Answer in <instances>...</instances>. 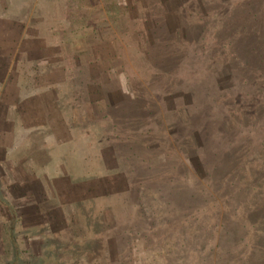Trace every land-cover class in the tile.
Returning <instances> with one entry per match:
<instances>
[{
	"label": "rangeland",
	"instance_id": "1",
	"mask_svg": "<svg viewBox=\"0 0 264 264\" xmlns=\"http://www.w3.org/2000/svg\"><path fill=\"white\" fill-rule=\"evenodd\" d=\"M16 59L41 87L70 64L96 103L60 101L69 143L16 134L31 173L1 167L0 264H240L257 245L229 225L264 186V0H0L1 74Z\"/></svg>",
	"mask_w": 264,
	"mask_h": 264
},
{
	"label": "crops",
	"instance_id": "2",
	"mask_svg": "<svg viewBox=\"0 0 264 264\" xmlns=\"http://www.w3.org/2000/svg\"><path fill=\"white\" fill-rule=\"evenodd\" d=\"M70 67L69 64L62 73V81H49L42 87L35 83L34 77L27 76L25 70L45 68L37 66L35 62L16 59L6 73L1 74L0 72V178L3 179L4 177L1 167H14L13 172L16 171V167H22V165L26 166L27 164L26 167H31L27 163L29 159L24 158L22 155L19 158L21 149L16 150L13 145L16 134L29 130L36 132L38 131V125H45L47 122L56 143L70 142L72 132L65 118L62 116L64 120L62 124L59 123L57 118L60 113V101L64 97V93L70 90L68 88L71 81L70 75L72 74ZM48 69L52 73V69ZM46 108L47 111L42 110ZM40 109L42 112H37ZM58 134L61 136L60 141L57 139ZM22 170L25 171L23 167ZM24 173H31V170L26 169ZM7 178L11 182H15L13 185L21 186V183H17L14 177L7 176ZM0 187L4 188L1 184Z\"/></svg>",
	"mask_w": 264,
	"mask_h": 264
},
{
	"label": "trees",
	"instance_id": "3",
	"mask_svg": "<svg viewBox=\"0 0 264 264\" xmlns=\"http://www.w3.org/2000/svg\"><path fill=\"white\" fill-rule=\"evenodd\" d=\"M259 61H260L259 64L261 65V67H264V59H260ZM73 74L74 73L72 72V74L70 75L71 81L69 82L70 85L68 86V88L70 90L66 91L64 93V97L61 99V102L67 103L68 107L72 108V109H79L82 106L91 108V105L96 103L95 102L96 100L93 96L90 95V92L87 91L89 81L86 80L85 82H83L80 78L76 77V75L75 74L73 75ZM100 100H101V98H100ZM131 100H133V99L131 98L130 100H125L124 102L122 101L120 104L129 105V102ZM59 107L61 108V106H59ZM72 109H70L69 113L66 115V118H67V120H73L74 121L75 116H72L73 112H74V110H72ZM91 116L92 115H90L88 113V117H91ZM104 116H106V113H104ZM69 123L72 124L73 122L69 121ZM97 171H99L97 174L98 176L102 175L101 170H97ZM102 172H106L109 174L108 170H105V169H103ZM95 177H96V175H94L93 177H91L89 179H94ZM132 180H133V178H132ZM149 185H150V183L145 182L143 187H147ZM18 188L20 189V187H18ZM132 188H134V187L132 186ZM165 190H167V189H165ZM241 190H243L245 194L250 193L252 195H253V192L257 190L260 194L258 195V197L252 196V197H254L253 201L250 200L252 197H250L249 200L242 201V205H244V207L246 209L247 218H245L243 221L242 218L234 217L230 221L231 225H229V226L232 227V230H235V231L240 230V229H242L241 222H244L243 230L249 231V233L240 235V239L243 240L244 242H246L248 239H250V240H252V242L251 241H247V242H251V244L254 243V245L255 244H257V245H255V247L251 250V252L247 253V256L244 253H243V256H240L239 252L241 250L238 252L231 253V254H229V256L233 257V255L238 253L239 256L236 259L239 260L238 262L240 264H264V186L256 187V188L245 187ZM0 193H2V196H4V197L7 196L6 195L7 194L6 189L1 190ZM8 193H10V191H8ZM164 196H166V199L168 200V197H170V191L167 190V193ZM95 197H97V195ZM129 204L131 207L139 205V203L137 201L133 204L131 200H130ZM141 204H142V202H141ZM178 205L180 207L183 206L180 201H178ZM13 218L14 219L11 221H13L15 224V222L18 221V218H17V216H15ZM9 220H10V218H9ZM246 220H248V222ZM245 222L248 223V226L246 225ZM13 230L14 229H11V231H13ZM182 233H183V230L180 231V235ZM10 238L13 240L14 244H17V242H16L17 237L11 236ZM241 240H240V243L243 242ZM235 241H237V240H235ZM13 250L16 253V255H18L16 248H14ZM232 263H230V264H232ZM7 264H18V260H15L13 263H7Z\"/></svg>",
	"mask_w": 264,
	"mask_h": 264
}]
</instances>
